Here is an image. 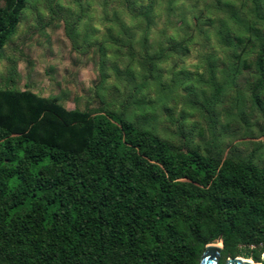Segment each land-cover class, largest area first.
<instances>
[{
  "label": "trees",
  "instance_id": "16d2710c",
  "mask_svg": "<svg viewBox=\"0 0 264 264\" xmlns=\"http://www.w3.org/2000/svg\"><path fill=\"white\" fill-rule=\"evenodd\" d=\"M4 1L0 54L28 3ZM119 1L146 30L163 3ZM164 2L172 10V0ZM260 6L253 0L256 23H264ZM114 19L122 23L120 14ZM147 42V57L162 58ZM254 66L251 98L260 104L264 37ZM219 237L220 264L242 254L260 261L264 166L175 148L113 111L93 114L29 89H0V264H200Z\"/></svg>",
  "mask_w": 264,
  "mask_h": 264
},
{
  "label": "rangeland",
  "instance_id": "374dc122",
  "mask_svg": "<svg viewBox=\"0 0 264 264\" xmlns=\"http://www.w3.org/2000/svg\"><path fill=\"white\" fill-rule=\"evenodd\" d=\"M258 1L264 15V0ZM75 2L79 14L60 0H28L13 36L0 54V89H29L54 97L69 109L93 114L113 111L140 127L150 128L175 148H199L222 159L250 158L256 165L264 166V87L259 89L260 104L251 98V87L258 78L254 60L264 37V23L254 22L253 0H188L192 10L199 11L195 30L207 37L199 45L203 55L196 57L207 62L206 75L187 68L169 73L167 68L158 66L170 53L178 58L173 60L177 68L185 63V58H192L190 38L174 37L167 31L161 32L160 41L147 42L149 50L162 51V58L147 57L148 52L141 45L125 44V51L116 53L121 59H108V49L100 41L88 38V34H97L91 24L84 26V35L77 32L81 20L92 11V3ZM172 2V10L163 9L159 15L156 11L150 29L161 31V24L183 25L186 35L192 33L194 29L186 23L192 11ZM4 5L5 1L0 0V6ZM103 7L106 19L112 21L114 17L108 13L122 5L119 0H103ZM43 9L50 14L44 15ZM61 20L65 36L47 35L48 28L53 33L60 32ZM228 21L246 33L245 43L237 41L242 36L228 27ZM124 31L130 40H135L133 33L136 35L137 29L125 27ZM210 32H215L222 48L228 50L227 59H219ZM108 36L115 43H123L111 29ZM239 55L243 66L238 67L235 64ZM137 58L145 69L143 73L132 67ZM57 60L69 66L61 67L55 63ZM112 73L120 87L106 84L113 78ZM237 256L258 261L252 256ZM224 259L221 253L220 260Z\"/></svg>",
  "mask_w": 264,
  "mask_h": 264
},
{
  "label": "clouds",
  "instance_id": "9594fccd",
  "mask_svg": "<svg viewBox=\"0 0 264 264\" xmlns=\"http://www.w3.org/2000/svg\"><path fill=\"white\" fill-rule=\"evenodd\" d=\"M92 3V11L87 14V18H84L81 20L80 24L77 26V32L81 35L85 34V25L91 24V27L96 31L97 34H88V38H90L93 41H100L105 48L108 49V59L110 60H117L121 59V57L117 56V52H123L125 51V44H134V45H141L144 41V39H149L153 42H158L161 39V32L167 31L171 36L178 37V38H190L189 39V47L192 49V58H185V63L181 65L179 68L175 67L173 60L178 59L174 56V54H169L168 57L163 58L158 66L167 68L169 70V73L172 71H180L182 68L191 69L193 71H198L201 75L207 74L208 65L207 62L196 58L203 55L201 48L199 45L203 42L204 39L207 37L205 35H202L199 31H196V24L194 20V16L196 13L194 10H192L191 5L188 3V0H175V6L185 5L189 8L190 11H192V15H189L186 18V23L188 25H191L194 31L192 33H188L187 35L182 30L183 25L175 26V25H168L165 27L164 24H161L160 29L161 31H157L156 29H150L146 30L140 27V25L143 23L142 19L133 17L131 14H129L126 9L120 7L115 10H113L111 13H108V15H112L115 17L117 13L120 14L121 22L116 21L113 19L112 21H109L106 19L105 10L103 7V0H90ZM147 2V0H146ZM60 3L63 4L65 7H70L74 11H76L79 14V5L75 2V0H60ZM167 7V3L163 2L161 3L160 7H157L156 11L157 14H161L163 9ZM44 15H49L50 13L43 9ZM226 19V18H224ZM60 25V32L59 33H53L51 28H48L46 30L47 35H60L61 37L65 36V30H64V21H59ZM23 27V26H22ZM125 27L137 29L135 40H130L126 34H125ZM228 27L232 28L236 31V34L239 36H246V33L241 30H236L235 26L232 22L228 21ZM111 29L117 37L123 42L122 44L113 42L109 36H108V30ZM26 30V29H25ZM212 37V43L213 46L216 48V50L220 53L219 59L225 60L227 59L225 53L228 51L227 49L222 48L220 43L218 42V37L215 32L208 33ZM66 38V37H65ZM246 58H250V55ZM123 59L128 60V57H124ZM55 63L59 64L61 67L69 66L67 64L61 63L60 60H57ZM123 66V65H122ZM20 67H24V64L21 63ZM133 69L137 73H143L144 67L139 60V58L136 59L135 63L132 64ZM43 71V69H41ZM97 76H99V72L96 73ZM113 78L111 80H107L106 84L109 86H117L120 87L119 81L115 77V73H112ZM168 79L171 78V76L166 77ZM89 87H93L91 83L88 85ZM183 107V105H181ZM250 259V258H249ZM250 264H256L255 260L250 259Z\"/></svg>",
  "mask_w": 264,
  "mask_h": 264
},
{
  "label": "water",
  "instance_id": "95a60500",
  "mask_svg": "<svg viewBox=\"0 0 264 264\" xmlns=\"http://www.w3.org/2000/svg\"><path fill=\"white\" fill-rule=\"evenodd\" d=\"M223 246L224 244L221 237H219L216 242L206 244L201 256L200 264H220ZM261 257L262 261H255L256 264H264V252ZM225 264H250V259L241 256H229L227 257Z\"/></svg>",
  "mask_w": 264,
  "mask_h": 264
}]
</instances>
